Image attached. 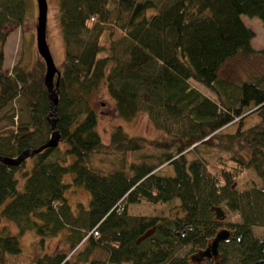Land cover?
I'll return each instance as SVG.
<instances>
[{
    "label": "trees",
    "instance_id": "16d2710c",
    "mask_svg": "<svg viewBox=\"0 0 264 264\" xmlns=\"http://www.w3.org/2000/svg\"><path fill=\"white\" fill-rule=\"evenodd\" d=\"M56 1L63 44L53 78L58 141L29 155L27 166L25 159L0 161V219L17 232L0 226V264L21 253L17 234L26 231L39 246L64 231L67 245L36 254L29 264H264V234L252 230L264 228V68L240 81L219 74L236 55L264 59V46H251L253 31L241 20L256 16L264 25V0ZM27 5L0 0V121L6 122L0 155L16 156L50 135L37 51L33 63L1 70L2 45L22 24ZM115 29L121 34L112 38ZM101 88L119 118L144 112L158 138L127 134L118 123L104 142L90 101ZM13 101L17 109L6 110ZM144 145L159 151L156 162L96 164L97 158L105 163L99 154L123 156ZM210 151L213 171L202 154ZM161 165L167 173L157 172ZM247 169L258 183L238 187ZM77 186L88 200L73 210L65 191ZM140 200H176L179 209L129 213V203ZM227 212L238 221H224ZM220 228L229 235L218 242L217 257L199 258ZM185 244L196 253L176 255Z\"/></svg>",
    "mask_w": 264,
    "mask_h": 264
},
{
    "label": "rangeland",
    "instance_id": "374dc122",
    "mask_svg": "<svg viewBox=\"0 0 264 264\" xmlns=\"http://www.w3.org/2000/svg\"><path fill=\"white\" fill-rule=\"evenodd\" d=\"M47 3V11H46V30H45V38L51 53L54 64L58 67L62 58H63V44L59 31V23H58V12H57V1L56 0H46ZM241 20L243 23L249 27L253 31V36L250 39L251 46L254 49H260L264 46V25H262L259 18L256 16H247L242 14ZM35 24H36V5L35 0H28L27 9L25 12V17L22 24L13 27L8 32L6 39L2 45L3 48V61L1 63V70L9 73L11 66L15 62L26 63L28 61L33 63L35 60V40H34V32H35ZM121 34V31L115 29L112 35V38H116ZM29 62V63H30ZM264 68V59L260 57L258 54H253L248 57H243L241 55H236L230 59H228L220 68V75L229 77L235 81L244 80L247 76L252 74H259ZM250 76V75H249ZM199 88L206 93L208 90H205L202 86ZM91 103L94 110L97 113V124L96 129L99 131L100 135L104 142L108 141L109 132L112 126L117 125L118 123L121 125L122 129L127 134H143L149 137H157L159 136L157 130L151 125L148 121L146 114L142 111L138 112L134 117L129 120L121 119L115 112L112 99L106 94L103 88L98 91H94L90 95ZM16 104L17 101H13L12 104L8 105L6 110L14 108L17 109ZM15 118V116H14ZM6 123L5 120H1V127ZM15 123V122H14ZM13 125H8V127H12ZM159 151L153 148L150 145H144L140 150L127 152L123 154L109 152V158L107 156H103L99 154L98 157L104 159V162H101L96 159V164L102 167H105L109 164V159H113L114 163L125 159L126 161H140L145 160L146 162L152 163L156 162L157 155ZM207 159L208 163L211 166V170L213 171L216 168L214 163L215 154L210 151L209 156H207V152L202 153ZM122 158V159H121ZM32 162V157L27 156L25 158L24 164L27 166ZM157 172L159 173H167L168 166L161 165L157 167ZM19 176V172L17 173ZM70 179V175L66 174L64 179ZM252 182L258 183V179L252 170L247 169L241 175L238 176L236 185L238 187H242L248 185ZM65 196L68 199L71 209L75 210L76 202L81 201L85 206L87 205L88 193L87 191L80 187H71L67 188L65 191ZM178 203L176 200H171V202L166 203H148L143 200L129 203L128 212L129 213H138L144 215H165L168 213H175L178 211ZM224 221H238V216L235 212H227L224 217ZM5 224L11 233H15V229H12V223L7 225L4 219H0V226ZM254 234L263 235L264 228L262 226L252 227ZM17 233V232H16ZM15 233V234H16ZM19 246L21 249V253L15 256L9 257L8 261L12 264H29L31 259L38 253L41 252H51L53 250H66L67 245L64 238V231H61L57 236L47 237L41 246H39L35 242V234L32 231H26L22 234H17ZM40 247V248H39ZM196 251L191 250L188 244H185L176 252V255H185L195 254ZM7 262V260H6ZM128 264V263H122Z\"/></svg>",
    "mask_w": 264,
    "mask_h": 264
},
{
    "label": "water",
    "instance_id": "95a60500",
    "mask_svg": "<svg viewBox=\"0 0 264 264\" xmlns=\"http://www.w3.org/2000/svg\"><path fill=\"white\" fill-rule=\"evenodd\" d=\"M36 5V24L34 32L35 49L39 56L42 58L44 63V73H43V83L47 90L48 99V111L46 114V119L50 127V135L46 142L35 148H25L21 150L16 156L0 155V161L10 165L19 164L25 157L41 150L44 147L54 146L58 141V131L55 128L54 119V107L57 101V96L53 88V78L57 79L59 71L52 59L51 53L49 51L46 38V11L47 3L46 0H35ZM220 209V208H219ZM229 232L226 228H220L215 232L212 239L208 244L201 250L198 251L199 258L201 257H217V244L220 240L227 238Z\"/></svg>",
    "mask_w": 264,
    "mask_h": 264
},
{
    "label": "flooded vegetation",
    "instance_id": "af4514ba",
    "mask_svg": "<svg viewBox=\"0 0 264 264\" xmlns=\"http://www.w3.org/2000/svg\"><path fill=\"white\" fill-rule=\"evenodd\" d=\"M206 258H209V259H211L212 257H206Z\"/></svg>",
    "mask_w": 264,
    "mask_h": 264
}]
</instances>
